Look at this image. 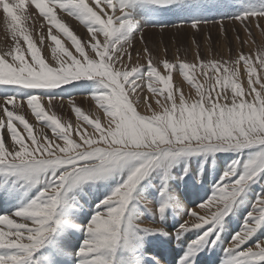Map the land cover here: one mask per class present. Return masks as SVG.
Here are the masks:
<instances>
[{
    "label": "snow or ice",
    "instance_id": "6c2138e0",
    "mask_svg": "<svg viewBox=\"0 0 264 264\" xmlns=\"http://www.w3.org/2000/svg\"><path fill=\"white\" fill-rule=\"evenodd\" d=\"M31 2L50 25L71 41L78 55L65 47L57 35H52L49 27V35L55 44L52 49L55 66L46 62L32 37L23 29L24 18L20 13L27 7L28 0H0V8L9 18L8 27L15 41L13 48L0 54V86L40 90L82 78L98 79L101 89L93 94V98L106 114L107 122L102 124L100 118H90L81 107L74 106L75 114L92 129L89 133L87 127H78L75 131L80 142H76L72 138V126L61 123L55 113L50 114L41 103L42 97H46L51 106L59 97L40 94L0 96V130L5 133L0 134V167L32 182V186L44 185L35 198L15 213L0 215V264H53L48 257H37L36 254L50 246L61 224L67 223L58 216L61 207L68 203L67 194L84 182L107 178L127 167V179L97 205L98 211L89 224L73 225L87 233L74 254L78 258L75 264H116L114 254L121 246L135 242L137 229L165 232L163 227H141L130 211L134 200L143 203L135 194L155 167L195 152L257 149L253 158L244 164L242 174L230 180L240 167L237 161L233 170L224 175V180L230 182L218 185L214 194L198 205L202 209L216 206L215 211L210 215L188 211L189 218L195 219L181 224L176 233L178 239L184 232L214 225L192 242V252L183 258L188 260L216 231L215 226H219L223 217L232 211L248 185L264 175V75L257 71V61L258 67L264 70V54L256 59L241 54L232 64L201 62L198 68L210 81L207 87L198 82L194 74L197 65L181 63L179 71L199 97L189 102L182 91L173 90L171 73L176 68L173 63L165 61L163 64L168 75H162L151 59L147 69L140 65L123 67L124 45L131 44L129 31L133 22L128 18L122 0H94L95 6H90L87 0ZM155 2L167 4L169 0ZM57 9L85 24L91 33L89 40L82 43L57 18ZM107 9L112 13L109 14ZM249 16H264V12H245L236 18L243 22ZM199 22L194 21L193 27ZM101 34L103 41L98 39ZM19 37L26 42V48L22 47ZM43 40L41 37V42ZM86 47L90 48L91 55L86 52ZM26 52L30 53V61L26 59ZM128 59H131L130 54ZM242 67L247 72V91L240 82ZM141 70H144L143 76L139 75ZM145 75L151 91L164 96L167 102L162 105V111L153 110L150 115L137 111L136 97L140 87L137 80H143ZM154 83L157 86H153ZM249 96L251 99L247 98ZM25 98L37 120L51 129L54 138L43 132L39 136L34 134L25 116L18 114V99ZM147 106L151 108L150 104ZM16 122L22 125V130H18ZM25 134L30 142H26ZM166 207L167 204L162 205L158 212L163 214ZM262 226L264 194L257 197L244 228L225 249L227 264H264V241L257 242L252 248H243ZM218 239L217 233L212 244Z\"/></svg>",
    "mask_w": 264,
    "mask_h": 264
},
{
    "label": "rangeland",
    "instance_id": "374dc122",
    "mask_svg": "<svg viewBox=\"0 0 264 264\" xmlns=\"http://www.w3.org/2000/svg\"><path fill=\"white\" fill-rule=\"evenodd\" d=\"M87 2L90 6H95L94 0H87ZM122 2L126 5L128 18L133 20L129 31L132 36L131 44L124 45L126 51L123 67L140 65L142 69H147L151 59L153 66L157 67L162 75H168L163 64L165 61L173 63L176 65L171 73L173 90L182 91L189 102L199 97L185 79L183 72L179 71L181 63L197 65V71L194 74L198 82L207 87L210 81L199 71L198 66L201 62L218 61L232 64L241 54L251 56L253 59L264 54V16H249L243 22L236 18L245 12H264V0H169L167 4H160L155 0H122ZM145 8L149 13L153 10V15L150 13V20H146L147 15L142 10ZM60 10H56L57 18L65 23L82 40V43L88 41L91 33L87 31L86 25ZM106 11L109 14L112 13L110 9ZM59 13L61 16L66 14L61 17ZM20 14L24 18L25 33L32 37L46 62L55 66L52 53L55 44L49 35V26L51 34L57 35L65 47L78 55L71 41L54 25H50L31 0H28L27 7ZM159 16L163 18H157ZM194 21H200L196 27H193ZM8 25L9 18L0 8V54L6 53L15 45ZM41 37H44L43 42ZM19 39L22 47L26 48L27 44L23 38L19 37ZM98 39L103 41V35L101 34ZM86 52L91 55L89 47H86ZM129 54L131 59H128ZM25 55L30 61V53L26 52ZM257 71L264 75V70L258 67V61ZM144 74V70L139 73L140 76ZM240 82L247 91V72L244 67L241 68ZM137 83L140 85L136 97L137 111L146 115H150L153 110L162 111V105L167 102L164 96L151 91L146 75L143 80H137ZM153 86L157 85L154 83ZM257 88L259 89V85ZM100 89L101 82L98 79L82 78L51 89L34 90L16 86H0V96L26 97L31 94H40L59 97L51 106L45 101L46 97H42L41 103L50 114L55 113L61 123L70 124L73 130L72 138L80 142L75 130L78 127H87L88 132L92 133V129L75 114L73 107H81L90 118H100L101 123L105 124L106 114L93 98V94ZM247 98L251 99V96ZM158 100L160 103H157ZM149 104L151 108L147 106ZM18 105V114L25 116L32 125L34 134L39 136L43 132L49 138H54L51 129L46 127L43 121L37 120L27 106L26 98L18 99ZM16 123L18 130H22V125ZM0 134H5L4 130H0ZM25 139L26 142H30L26 134ZM57 142L63 143V141ZM256 152L257 149L254 148L239 151L195 152L180 155L167 161L163 166L155 167L137 188L135 195L143 203L134 200L130 205V211L141 227L154 229L163 227L165 232H145L137 229L134 233L135 242L130 246H121L118 253L114 254L116 264H191L192 261L194 264H227L225 249L233 241L234 236L244 228L257 197L264 194V175L248 185L232 211L223 217L219 226H215L216 231L199 246L197 252L189 256L188 260L183 258L192 252V242L214 225L210 224L202 229L184 232L179 239L176 233L185 220L191 222L195 219L189 218V210H195L200 215H210L216 210V206H210L204 211L198 205L206 202L214 194L218 185L228 183L242 174L245 171L244 164L253 158ZM237 161L240 162V167L236 169V176L225 181V173L232 171ZM136 163L139 164L140 161ZM128 174L129 170L126 167L107 178L90 180L72 189L66 196L67 205L62 206L58 213L59 218L67 223L61 224L53 237V243L42 248L36 256L48 257L53 264H75L78 258L74 254L86 239L87 233L83 228L73 227V225L87 226L98 211L97 205L110 196L127 179ZM43 187V184L32 186V182L0 167V215L15 213L35 198ZM165 204H167L165 212L160 214L158 209ZM217 233L219 239L213 245L212 241L216 239ZM260 241H264V226L259 228L243 248H252Z\"/></svg>",
    "mask_w": 264,
    "mask_h": 264
},
{
    "label": "bare ground",
    "instance_id": "6f19581e",
    "mask_svg": "<svg viewBox=\"0 0 264 264\" xmlns=\"http://www.w3.org/2000/svg\"><path fill=\"white\" fill-rule=\"evenodd\" d=\"M111 10V9H110ZM144 12H145V14L147 15L146 16V20H150V13L153 15V10L149 13V11L145 8V10L144 9H142ZM61 11V10H60ZM58 12V11H57ZM163 13V12H162ZM61 13H59V15H60ZM66 13H64L63 14V16H61V17H64V15H65ZM159 14V13H158ZM66 17V16H65ZM157 18H163V17H157ZM259 18V17H258ZM61 19H63V18H61ZM69 19V18H68ZM133 21V20H132ZM135 21V20H134ZM222 21V20H221ZM138 22V21H137ZM240 22V21H239ZM136 23V22H135ZM139 23V22H138ZM137 23V24H138ZM221 23V22H220ZM248 23V22H247ZM264 23V22H263ZM255 24V23H254ZM261 24V23H260ZM46 26V25H45ZM132 26V25H131ZM136 26V25H135ZM138 26V25H137ZM212 26V25H211ZM50 27V26H49ZM148 27V26H147ZM182 27H184V26H182ZM213 27V26H212ZM252 27V26H251ZM33 28H34V26H33ZM151 28V27H150ZM149 28V29H150ZM135 29V28H134ZM148 29V28H147ZM148 29V30H149ZM242 29V28H241ZM249 29V28H248ZM176 30V29H175ZM236 30V29H235ZM262 30H263V28H262ZM37 32V31H36ZM140 32V31H139ZM142 32V31H141ZM152 32V31H151ZM223 32V31H222ZM129 33H131V32H129ZM140 34V33H139ZM219 34V33H218ZM228 34V33H227ZM251 34H252V32H251ZM139 36V35H138ZM263 36V35H262ZM147 37V36H146ZM219 37H221L220 35H219ZM148 38V37H147ZM204 39V38H203ZM262 39V38H261ZM232 40V39H231ZM155 41V40H154ZM221 41V40H220ZM234 41V40H233ZM147 42V41H146ZM226 43V42H225ZM260 43V42H259ZM238 44H239V42H238ZM159 45V44H158ZM224 46V44L222 45V47ZM253 46V45H252ZM172 47V46H171ZM221 47V48H222ZM254 47V46H253ZM162 48V47H161ZM170 49V48H169ZM170 51V50H169ZM232 51V50H231ZM231 55V54H230ZM177 57V56H176ZM45 101H47V100H45ZM61 102V101H60ZM84 104V103H83ZM86 109V108H85ZM49 112V111H48ZM73 113V112H72ZM28 116V115H27ZM101 117V116H100ZM44 131H46V130H44ZM40 132H41V130H40ZM7 190H8V187H7ZM2 198V197H1ZM3 204H4V202H3ZM186 204V203H185ZM190 204V203H189ZM188 205V204H187ZM188 207V206H187ZM186 207V208H187ZM177 208V207H176ZM175 208V209H176ZM192 209V208H191ZM202 209V208H201ZM3 211H4V208L2 209ZM8 210H9V208H8ZM200 210V209H199ZM204 210V209H203ZM205 211V210H204ZM180 213V212H179ZM5 214V213H4ZM3 215V214H2ZM178 216V215H177ZM181 216H183V215H181ZM179 218V217H178ZM77 235V234H76ZM80 234H78L77 236H79ZM83 237V236H82ZM81 239V238H80ZM176 243V242H175ZM174 264V263H173Z\"/></svg>",
    "mask_w": 264,
    "mask_h": 264
}]
</instances>
